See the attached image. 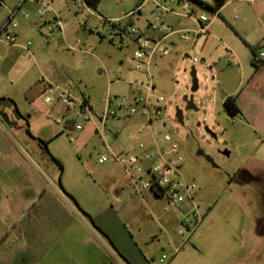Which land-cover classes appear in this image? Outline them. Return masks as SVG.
Segmentation results:
<instances>
[{
    "label": "rangeland",
    "instance_id": "obj_1",
    "mask_svg": "<svg viewBox=\"0 0 264 264\" xmlns=\"http://www.w3.org/2000/svg\"><path fill=\"white\" fill-rule=\"evenodd\" d=\"M50 1H52L51 6L56 9L65 12L70 7L72 9L71 13L75 16L73 18L75 21L68 20L63 25L64 32L58 28L53 32H47V24L39 27L28 25L31 22L30 11L35 5L27 1L18 10L20 13L15 17L18 26L14 31L19 32L22 40L31 42L33 54L17 52L11 57H5L0 42V103H12L13 108L18 111L16 114L21 116L17 118L11 110L10 120L16 122L12 126L0 116L5 126L4 131L0 130V140L5 142L1 148L10 149L12 154V158L7 157V151L0 150V165L6 169L11 167L9 159H12L13 165L17 159L21 163L23 157L28 156L30 160L28 168L33 166L32 168L37 171L36 180H41L39 171L44 175L46 172L54 179L51 183L59 184L69 192L74 191L73 193H80L83 196L89 185L94 187L98 184L100 188L114 185L115 189L118 188L115 180L104 181L102 184L95 182L123 173L121 165L117 161L112 162L113 158L104 163L99 161L106 146L123 156L144 155L146 152L157 153L159 148L166 152L170 145L165 140V135L169 134L179 143L180 148L177 155L166 154V157H182L181 173L189 182L196 184V201L201 211L204 212L208 206L216 205L203 230L210 226V232L233 233L237 227V232L244 233L247 239L246 247L247 244H252L253 249L255 248L258 253L259 264H264V177H252L250 171L246 169L252 165V161L248 158L251 149L249 146L241 148V144L233 140L232 133L235 128L233 123L236 118L229 115L224 108L217 110L214 115L211 114L214 107L208 102L213 75L207 66L203 45L205 40L207 44L214 38L209 37L210 34L203 36L193 48L192 43L183 41L177 35L169 36L166 42L174 40V43H169V54L166 57L168 62L161 64L165 70L160 69L161 71L154 76L157 88L152 98L151 120L148 115L142 113H129L132 105L130 101L134 94L127 93L126 115L108 117L103 132H100L98 128L101 126V120L96 116L90 117L87 113L82 114L75 102H72V107L69 109L60 98L61 91L67 89L72 95L80 94L77 88L80 86L91 96L94 110L98 113L102 112L108 93L116 95L114 88H108L106 72L111 77L118 75L125 77L119 69L118 65L121 64L118 58L121 53L133 57L136 45L129 35H126L125 40H121L119 36L110 33L106 26L99 23V18L83 12L86 9L82 4H77L74 0ZM207 1L212 5L215 3V0ZM138 2L139 0H99L97 5L92 7L96 13L108 18L123 19L125 22L133 18L131 25L146 30L149 35L157 36L160 30L153 32L149 29V21L155 23V27L162 28L161 22L156 18L155 3L153 0H148L140 7L139 12L133 13L137 9ZM1 3L0 15H3L4 4L9 3L15 8L18 0H2ZM232 4L229 2L222 11L219 10L221 15L215 16L212 9L191 1L192 7L196 9V16L205 14L210 17L207 24L213 36L215 33L221 39L222 36L230 35L233 40H239L233 26L235 16L239 12ZM174 7L178 8L177 5ZM24 11L29 13L28 17L23 15ZM32 17L34 18V15ZM178 19L169 14L163 17V21L174 28L196 27L187 19ZM100 30L103 31L102 34ZM60 36L63 38L59 39ZM103 43L106 45H101ZM216 43L217 41L213 40V45L208 43L207 48H215L218 45ZM90 45L93 46L91 52L80 49H87ZM35 47L42 51L36 54ZM195 55L198 57L197 62L193 60ZM192 65L197 68L200 84L199 89L193 93L194 103L198 109H186L187 104L184 100L186 94H192ZM43 75L53 79L55 87H58L57 90L51 91L40 87L45 84V82L40 83ZM81 77L84 80L80 84ZM158 96H163V101L158 102L156 99ZM47 97H50L51 101H46ZM116 105L117 102L114 107ZM154 105L161 109L158 114L154 110ZM178 108L184 109L183 123L179 122L176 116ZM125 111L119 109L118 115H122ZM77 122L83 124L82 130L76 129ZM28 128L33 135L28 132ZM212 133L216 134V137ZM43 141L48 142L49 149L45 147ZM141 144H145V147L141 148ZM208 155L212 156L217 167L207 159ZM161 161L162 159L156 154L153 158L145 160V164L154 166ZM239 169L243 170L238 178L233 180L235 170ZM144 177L147 178L148 174ZM25 179L19 176V180L25 181ZM130 187L129 181V189ZM70 193L75 197L72 192ZM154 199L156 209L164 212L163 208L169 204L167 196H157ZM170 207L172 211L166 214L174 216L177 220L175 230L173 229L171 233L173 236H181L179 233L182 228L181 213L175 206ZM140 215L149 218L147 208L141 209ZM111 216L112 219L105 218L107 222L103 221L101 215L95 218L96 225L103 230L102 232L98 229L100 237L102 235L101 238L105 241L106 248H103L110 255L107 257V262L132 264L119 253L117 247L125 251L130 249L131 235H138L137 226L129 221L126 222L125 217H122L121 212L117 210ZM142 226L145 229L143 223ZM152 232L158 235L153 239L150 238L149 241L153 246V256L147 257L140 253L141 256L133 257L135 263L140 258L156 264H166L168 261L161 262L164 252L170 253L169 246H166V250L161 247L160 241L165 233L158 224L152 226L150 233ZM150 233L147 235L148 238ZM138 239V237L134 239V244L137 248L143 247V241ZM110 251L113 253L111 254Z\"/></svg>",
    "mask_w": 264,
    "mask_h": 264
},
{
    "label": "crops",
    "instance_id": "obj_2",
    "mask_svg": "<svg viewBox=\"0 0 264 264\" xmlns=\"http://www.w3.org/2000/svg\"><path fill=\"white\" fill-rule=\"evenodd\" d=\"M1 1L0 5L2 4ZM27 1L33 2L35 5L30 11V16L27 11L23 12L25 17L29 16L31 22L28 25L30 26L48 25L49 22L59 17L62 28L58 29L64 32L63 25L68 20L75 21L71 7L65 12L51 6L43 14H39L38 10L42 8L43 2L51 5L52 1L26 0L25 2ZM74 1L78 4L76 0ZM204 1L208 2L207 0ZM229 2L230 4L233 3L232 5L239 12L233 23L234 31L239 40H233L230 35L222 36L220 39L215 33L214 36L210 33L209 37L212 36V39L214 38L213 40L217 41L216 44L219 45L215 48H207L209 45H213V40L212 42L209 40L208 46L205 40L203 45L207 58L205 60L213 75L212 91H210L211 95L208 102L212 105L211 107H214L211 114L214 115L217 110L224 108L229 115L233 116L234 119L236 118L233 123L235 127L232 133L233 140L241 144V148L249 146L251 149H249L250 156L248 158L252 161V165L246 169L250 171L252 177H264V60L260 64H255L252 49L256 47L257 51L264 50V0H229L220 10L222 11L226 5H229ZM4 6V14L0 15V33L9 20V10L18 7L17 5L12 8L13 6L9 3L4 4ZM18 10L15 17L20 13ZM135 12L136 10L133 13ZM133 21L131 18L129 22L133 23ZM149 22L150 30L152 29L153 32L160 30L159 26H154L155 23ZM99 23L103 25L100 20ZM122 23L125 25L127 22L123 20ZM106 28L108 30L107 26ZM47 32H50L49 28ZM99 32L102 34L103 31L100 30ZM15 33L17 40L14 45L6 44L0 40L3 45L1 49L3 55L11 57L17 52L33 54L32 45L29 46V50L23 48L21 45L27 44V41L21 39L19 32L15 31ZM113 34L119 36L121 40L126 39V34L117 32ZM160 34L161 30L158 35ZM177 36L180 38L179 35ZM61 38L63 37L60 36L59 39ZM169 43H174V40ZM169 43H167L168 46ZM80 49L91 52L93 46ZM40 51L42 50H37L35 47L34 52L36 54ZM166 57L167 55L155 57L152 66L154 76L158 71L164 69L161 64L168 62ZM118 62L121 64L118 65L119 69L125 77L119 75L111 77L106 72L107 85L109 89L114 88L116 95L124 99L126 103V94H134L132 85L127 81L144 80L145 73L135 68L133 57L121 53ZM42 78L40 83L45 82L48 85L47 89L57 90L58 87H55L53 79L46 78L44 75ZM83 80V78L80 79V84ZM77 88H79L80 94H74V96L80 98L86 94L93 106L89 93L80 86ZM231 95L236 97L240 108V112L237 114H231L225 106L226 98ZM134 98L135 94L130 103L134 101ZM71 107L72 105L68 106L69 109ZM11 110H13V106L10 109L5 108L9 115ZM120 110L125 111L126 107ZM100 113L96 112L97 116ZM125 113L126 111L116 117L126 115ZM2 121L0 120V130L4 131L5 126ZM4 145V140H0V150H6L7 157L11 156L12 158L10 149L1 148ZM15 150L17 152V146ZM26 157H23L21 163L17 159L13 165L12 159H9L11 167L6 169L0 165V264H108L107 257L110 255L105 249L103 236L100 237L98 228L94 226L86 212L94 218V221L97 216L101 215L103 221L107 222L105 218L110 217L112 219L111 215L115 210L121 212L126 222L129 221L137 226L138 235H131L130 249L125 251L117 247L119 253L129 259L132 264H156L146 262L141 258L135 263L133 259L138 255L141 256L140 253L147 257L153 256V246L149 244V241L150 238L153 239L158 236L156 232L150 233L154 224H158L165 233L160 241L161 247L165 250L166 246L170 248V253L164 252V254H169L168 261H165L166 264H259L256 249H253L252 244H247L246 247L247 239H245L244 233L237 232V227L233 233L210 232V226L203 230L216 205L208 206L204 210L202 223L194 231L191 238L186 241L182 236H173L171 231L174 229L177 220L174 216L168 215L172 209L165 211L163 208L164 212L157 210L154 199L157 195L152 190L143 191L142 194L130 193L129 181L131 179L125 168L117 160H112V162L117 161L121 165L123 173L95 182L102 184L104 181L115 180L118 188L115 189L114 185L100 188L95 183L94 187L91 185L87 187L83 196L80 193L76 194L73 193L74 191H70L76 197V202L69 195L71 193L68 189H64L59 184L51 183V180L54 179L46 172L44 175L39 171L41 180H36L37 171L32 168L33 166L28 168L30 160L28 156ZM243 169L235 170L234 176L236 177L233 180L238 178ZM20 175L22 178H26L25 181L19 180ZM19 181L21 184H18ZM143 208H147L149 217L147 219L144 215H140ZM142 223L145 225V229ZM136 237L143 241V247L137 248L134 244L133 241L136 240ZM110 253L113 252L110 251Z\"/></svg>",
    "mask_w": 264,
    "mask_h": 264
},
{
    "label": "built area",
    "instance_id": "obj_3",
    "mask_svg": "<svg viewBox=\"0 0 264 264\" xmlns=\"http://www.w3.org/2000/svg\"><path fill=\"white\" fill-rule=\"evenodd\" d=\"M26 0H18V7L9 10V20L0 33V40L9 45L16 44L17 36L14 29L18 26V22L15 20V14L19 7ZM78 4H82L86 10L84 13L93 14L99 18L103 25L108 27L110 33H123L129 35L132 41L136 45V49L133 54V60L135 68L145 73L144 80H128L127 82L132 85L135 94L134 101L129 108V113H142L148 115L151 120L153 111L152 98L156 92V85L154 81V73L152 70L153 61L156 56H166L169 54V46L166 42L167 38L173 34H177L183 41L193 44V48L196 46L199 38L210 34L209 26L207 24L210 21V17L201 14L195 15V8L192 7L190 0H153L156 5V18L161 22L162 28L161 34L153 37L146 33L145 30L131 25L127 22L125 25L122 23V19L107 18L101 14L96 13L93 7L87 0H76ZM148 0H139L140 6L136 11L140 10V7ZM177 5L178 8L174 7ZM51 5L47 2H43L42 8L38 10L39 14H43L46 9H49ZM215 16L219 15V10H212ZM165 14L176 16L179 19H187L191 23L195 24V28L183 27L174 28L173 26L166 24L163 21ZM27 15V14H26ZM12 26V27H11ZM11 27V28H10ZM48 28L50 32H53L56 28H62L61 19L57 17L54 21L49 22ZM3 32L5 35L2 36ZM31 42L22 44L21 46L29 50ZM195 62L198 61V57H193ZM264 60V50H259L253 55V61L256 64L262 63ZM113 80L111 81V83ZM48 85H41V88H46ZM60 98L67 106H70L72 102L79 105L81 113H87L90 117L97 116L89 98L86 94L78 98L72 95L70 90L62 89ZM157 101H163V96H158ZM46 101H51L50 97H47ZM117 102L116 107L114 104ZM126 107L125 100L117 95L108 93L104 102L103 111L97 116L101 120V126L98 131L103 132V126L106 125V119L108 117L118 116V110ZM154 110L158 114L160 108L155 107ZM81 113L79 116H81ZM76 129L82 130L83 124L77 122L75 124ZM103 134V133H102ZM165 140L169 143L170 148L166 152L158 149L157 153L146 152L144 155L130 154L129 156H123L120 153L113 152L109 146L101 153L99 158L100 162H106L113 158L117 160L125 168L126 173L130 177L131 194H142L143 191L152 190L157 196H167L169 204L165 206V211L171 209L170 206H175L181 213L180 223L182 228L179 233L186 241H188L194 231L200 226L203 221L204 214L200 209L198 202L196 201L197 186L194 182H189L181 173V156L177 158H167L166 154H178L180 145L174 140V138L166 134ZM141 148L145 147V144L140 145ZM110 151V152H109ZM158 155L162 161L156 163L154 166L144 164L145 160L153 158ZM143 163V165H141ZM139 173H137V172ZM144 172V173H141ZM174 172V174H173ZM148 174V177H144ZM169 258V255L163 254L161 261L165 262Z\"/></svg>",
    "mask_w": 264,
    "mask_h": 264
},
{
    "label": "water",
    "instance_id": "obj_4",
    "mask_svg": "<svg viewBox=\"0 0 264 264\" xmlns=\"http://www.w3.org/2000/svg\"><path fill=\"white\" fill-rule=\"evenodd\" d=\"M191 77H192V87H191V91H192V94L191 95H188L186 94L184 96V100L186 102V109H198V107L196 106V104L194 103V95L193 93L196 92L199 87H200V84H199V78H198V72H197V68L195 65H192L191 67ZM13 104L12 103H9V102H1L0 103V116L3 117V119H5L7 121V124L9 125H15L16 122L15 121H11V117L10 115L5 111V108H12ZM14 112V114L18 113V111L16 109L13 108L12 110ZM176 116L178 118V121L183 123V119H184V109L182 108H178L177 110V113H176ZM16 117L17 118H20L21 116L20 115H17L16 114ZM211 132V131H209ZM213 136L216 137V134L212 133ZM203 154V153H201ZM207 159L215 166L217 167V164L214 162V159L212 158L211 155H208L207 156Z\"/></svg>",
    "mask_w": 264,
    "mask_h": 264
},
{
    "label": "trees",
    "instance_id": "obj_5",
    "mask_svg": "<svg viewBox=\"0 0 264 264\" xmlns=\"http://www.w3.org/2000/svg\"><path fill=\"white\" fill-rule=\"evenodd\" d=\"M88 2H89V4L91 5V6H93V7H95L96 5H97V3L99 2V0H87ZM190 1H193V2H197L198 4H200V6H202V7H206V8H210V9H212V10H220L225 4H226V2L227 1H229V0H215V3L212 5V4H209L208 2H206V1H204V0H190ZM140 6V3L138 2V5H137V8ZM253 49V51H254V53H256V51H257V49H256V47H253L252 48ZM254 62V61H253ZM256 64V63H255ZM225 106H226V108H227V110L231 113V114H237V113H239L240 112V108H239V106H238V103H237V99H236V97L235 96H228L227 98H226V100H225ZM28 132L30 133V134H32V131H31V129L30 128H28ZM33 135V134H32ZM43 143L45 144V147L47 148V149H49L48 148V142L47 141H43ZM58 162H60L59 160H58ZM76 202H77V200H76V198L75 197H73L72 196V194H69ZM86 215L89 217V219L91 220V222L94 224V226L96 227V228H98V229H100L97 225H96V223H95V221H94V219H93V217L89 214V213H87L86 212ZM102 232H103V230L102 229H100ZM105 233V232H104ZM106 234V233H105ZM107 236V235H106Z\"/></svg>",
    "mask_w": 264,
    "mask_h": 264
},
{
    "label": "flooded vegetation",
    "instance_id": "obj_6",
    "mask_svg": "<svg viewBox=\"0 0 264 264\" xmlns=\"http://www.w3.org/2000/svg\"><path fill=\"white\" fill-rule=\"evenodd\" d=\"M12 113V112H11ZM11 115V114H10ZM234 177H236V176H234Z\"/></svg>",
    "mask_w": 264,
    "mask_h": 264
}]
</instances>
